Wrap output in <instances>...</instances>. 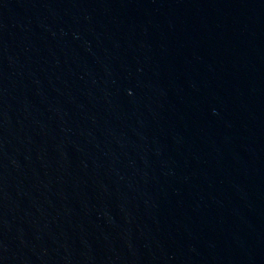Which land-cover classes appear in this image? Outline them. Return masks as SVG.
Returning <instances> with one entry per match:
<instances>
[{
	"label": "water",
	"instance_id": "95a60500",
	"mask_svg": "<svg viewBox=\"0 0 264 264\" xmlns=\"http://www.w3.org/2000/svg\"><path fill=\"white\" fill-rule=\"evenodd\" d=\"M0 264H264V0H0Z\"/></svg>",
	"mask_w": 264,
	"mask_h": 264
}]
</instances>
